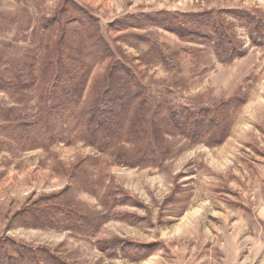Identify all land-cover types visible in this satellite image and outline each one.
Instances as JSON below:
<instances>
[{"label": "rangeland", "instance_id": "obj_1", "mask_svg": "<svg viewBox=\"0 0 264 264\" xmlns=\"http://www.w3.org/2000/svg\"><path fill=\"white\" fill-rule=\"evenodd\" d=\"M63 1L0 0V66L29 63L53 41L54 32L38 25ZM72 1L95 18L113 55L103 57L101 44L85 45L80 57L88 75L76 109L102 93L109 65L118 62L148 91L215 111L224 138L191 141L166 122V107L158 112L153 103L146 126L133 135L141 126L136 97L125 130L104 150L77 139L73 111L47 145L14 142L0 150V240L9 242L0 247V263H9L7 249L12 264H52L42 260L47 251L53 264H264V50L251 44L234 13L264 17V0ZM205 11L226 21L243 56L220 63L212 44L181 40L156 25ZM90 33L83 29V39ZM154 42L177 52L173 69L156 60ZM77 51L75 42L72 55ZM0 102L15 105L1 90ZM15 107L31 118L36 97ZM32 135L34 141L39 132ZM146 151L150 160L140 158ZM55 209L66 213L59 217ZM18 246L36 257L20 256Z\"/></svg>", "mask_w": 264, "mask_h": 264}, {"label": "trees", "instance_id": "obj_2", "mask_svg": "<svg viewBox=\"0 0 264 264\" xmlns=\"http://www.w3.org/2000/svg\"><path fill=\"white\" fill-rule=\"evenodd\" d=\"M234 13L244 22L251 44L264 50V17L257 11ZM146 17L151 18L149 15L144 16ZM166 18L161 19L163 22L156 25L174 33L181 40L197 37L203 43L212 44L214 56L220 63H230L245 54L234 42L228 24L218 13L205 11ZM82 19L85 22H82ZM133 19L140 21V17ZM98 28L95 18L83 12L72 0H64L52 15L42 18L38 25V29L43 33L54 32L53 41L51 43L49 40L44 41L39 48L40 54L31 56L29 63L14 64L9 61V65L0 66V90L9 94L15 105L25 106L33 96L37 102V110L31 118L23 116L22 111L16 112L15 105L4 106L0 102V150L11 148L14 142L25 145L32 142L36 147L47 145V142L60 132L63 118L72 111L75 121L71 123L70 129L76 130L77 139L83 140L97 150H104L115 137L119 136L120 131L125 130L123 123L127 109L131 100L136 97L140 99L137 118L141 126L137 131L133 132L130 129L125 131L126 133L133 132V135L136 133L137 136L143 130V125L146 124L144 112L148 103H153L158 106V112L162 106L166 107L165 120L179 135L191 141H200L202 136H208L207 143L213 145L223 141L225 129L224 126L218 127L215 111L197 107L174 96L170 97L164 91L156 93L148 91L133 80L127 67L118 62L109 65L102 93L87 108L76 109L84 78L88 75V67L80 57L85 48L101 44L103 57L108 56L110 60L113 57ZM83 29L91 32L86 40L82 37ZM76 35L79 39H75ZM75 42L79 51L74 56L71 48ZM153 44L152 50L156 60L173 69L174 56H177V52L167 50L163 44L157 42ZM88 52L89 49L87 54ZM0 61H3L1 54ZM130 88L134 89L133 95H130L133 92ZM31 93L33 95H30ZM35 129L39 132V137L33 141L32 133ZM142 154L140 156L142 160L143 157L149 160L152 157L149 151ZM45 212L50 213L49 208L48 210L45 208L43 213ZM56 212L59 217L66 213L58 209ZM0 242V247H6L9 243L8 240ZM5 253L9 263L6 260L3 264H12L14 259L12 253L7 249ZM17 253L31 259L36 257L29 249L22 250L19 246ZM54 259L50 251H47L42 260H50L49 263L53 264L56 262Z\"/></svg>", "mask_w": 264, "mask_h": 264}]
</instances>
